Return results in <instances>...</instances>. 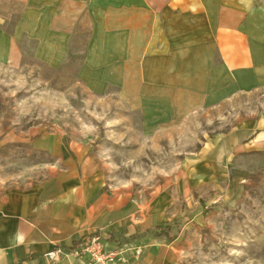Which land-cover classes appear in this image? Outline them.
Listing matches in <instances>:
<instances>
[{"label":"crops","instance_id":"1","mask_svg":"<svg viewBox=\"0 0 264 264\" xmlns=\"http://www.w3.org/2000/svg\"><path fill=\"white\" fill-rule=\"evenodd\" d=\"M243 11L223 0H0V63L21 61L24 34L38 47L53 42L55 60L43 59L57 66L84 37L79 80L95 94L115 92L150 125L166 128L264 86V39L252 35ZM12 19L9 34L1 26ZM228 141L229 150L253 147ZM33 146L54 161L40 179L0 187V264H86V257L50 262L45 254L94 233L109 247L142 248L140 256L127 253L129 264H172L178 237L156 233L177 217L172 198L130 203L110 187L95 154L55 133Z\"/></svg>","mask_w":264,"mask_h":264},{"label":"rangeland","instance_id":"2","mask_svg":"<svg viewBox=\"0 0 264 264\" xmlns=\"http://www.w3.org/2000/svg\"><path fill=\"white\" fill-rule=\"evenodd\" d=\"M225 1L244 7L245 25L264 39V0ZM13 22L1 27L11 34ZM84 41L57 66L43 59L55 60L53 42L38 47L24 34L21 61L0 63V187L44 177L54 160L33 141L55 133L95 154L130 203L172 198V264H264V86L161 128L79 80ZM228 136L253 147L229 150Z\"/></svg>","mask_w":264,"mask_h":264},{"label":"built area","instance_id":"3","mask_svg":"<svg viewBox=\"0 0 264 264\" xmlns=\"http://www.w3.org/2000/svg\"><path fill=\"white\" fill-rule=\"evenodd\" d=\"M130 250H133L136 256H140L143 251L140 247L133 248L127 245L109 247L100 233H94L70 248H56L45 255L50 262L59 260L62 255H73L86 257V264H129L127 253Z\"/></svg>","mask_w":264,"mask_h":264},{"label":"trees","instance_id":"4","mask_svg":"<svg viewBox=\"0 0 264 264\" xmlns=\"http://www.w3.org/2000/svg\"><path fill=\"white\" fill-rule=\"evenodd\" d=\"M156 233L157 235H165L167 240L172 242L178 237L179 230L172 223H167L164 226H157Z\"/></svg>","mask_w":264,"mask_h":264}]
</instances>
